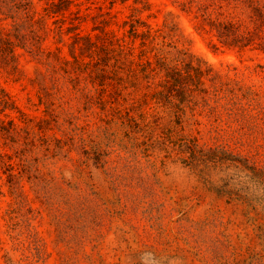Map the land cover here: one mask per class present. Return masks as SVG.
I'll return each instance as SVG.
<instances>
[{
    "label": "rangeland",
    "instance_id": "rangeland-1",
    "mask_svg": "<svg viewBox=\"0 0 264 264\" xmlns=\"http://www.w3.org/2000/svg\"><path fill=\"white\" fill-rule=\"evenodd\" d=\"M72 1V13L49 19L45 42L72 64L55 73L18 48L20 71L0 68V264H264V211L253 202L264 187L245 168L264 170L262 41L222 47L174 0ZM79 16L78 32L99 48L96 36L131 44L136 19L154 29L172 20L181 48L236 81L235 116L196 108L178 118L145 84L104 82L105 53L77 49L76 62L57 32ZM250 17L246 7L234 15L253 29ZM193 145L203 161L191 165Z\"/></svg>",
    "mask_w": 264,
    "mask_h": 264
},
{
    "label": "trees",
    "instance_id": "trees-1",
    "mask_svg": "<svg viewBox=\"0 0 264 264\" xmlns=\"http://www.w3.org/2000/svg\"><path fill=\"white\" fill-rule=\"evenodd\" d=\"M39 1L45 4L44 14L41 15L38 13L36 0H0V16L4 18L2 20H10L14 28L13 34L5 35L0 30V68L10 73L20 71L16 53L18 48L28 51L35 60L47 65L55 73L58 68L72 64L61 56V48H57L58 53H54L46 47L45 42L56 30L49 25V19L72 13L73 1ZM174 3L186 12L195 9L196 18L200 19L199 29L213 34L222 47L244 50L256 41H262L259 46L264 51V8L256 6L259 4L257 0H174ZM150 6L152 4L147 3L145 11ZM242 7L251 10L253 29L249 25L236 22L235 12ZM79 20H82L80 16L71 19L66 31L58 26L57 32L71 37L70 55L74 60L77 49H88L93 53L97 48L105 53L102 64L96 63L104 82L120 86L127 80L134 89L145 84L146 90H154L156 103L174 110L178 118L184 116L188 110L194 111L196 108H202L216 118L224 114L230 118L235 116L238 105L236 81L214 71L203 60L181 48L179 45L183 38L172 20L167 18L162 27L154 29L142 19H136L129 24L131 44L114 35L107 39L96 36L97 40H103L100 48L90 35L82 36L78 32L80 25L76 21ZM56 24L58 20L53 22V25ZM142 28L144 30H140ZM60 38L63 39L62 36ZM138 40L140 55L137 57L134 46ZM152 53L153 57L150 56ZM75 61L78 62L77 59ZM108 74L115 78L105 79ZM216 129L220 135L221 131L217 127ZM189 151L191 165L203 161L195 156L203 152L197 145H193ZM245 168L253 174L256 184L264 187V170L255 165ZM254 201L264 211L263 196L254 197Z\"/></svg>",
    "mask_w": 264,
    "mask_h": 264
}]
</instances>
